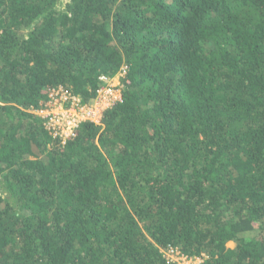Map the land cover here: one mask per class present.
<instances>
[{
  "label": "trees",
  "instance_id": "trees-1",
  "mask_svg": "<svg viewBox=\"0 0 264 264\" xmlns=\"http://www.w3.org/2000/svg\"><path fill=\"white\" fill-rule=\"evenodd\" d=\"M122 99L62 142L37 110ZM264 264V0H0V264Z\"/></svg>",
  "mask_w": 264,
  "mask_h": 264
},
{
  "label": "built area",
  "instance_id": "built-area-1",
  "mask_svg": "<svg viewBox=\"0 0 264 264\" xmlns=\"http://www.w3.org/2000/svg\"><path fill=\"white\" fill-rule=\"evenodd\" d=\"M128 66L122 65L119 70L107 76L98 77V87L92 99L84 101L79 95L72 94L63 86L52 88L48 100L37 110L44 120L45 128L62 142L75 134L76 128L83 122L100 124L107 109L122 99L124 84L122 78ZM165 259L176 264H200L199 256H188L175 247L161 249Z\"/></svg>",
  "mask_w": 264,
  "mask_h": 264
},
{
  "label": "rangeland",
  "instance_id": "rangeland-1",
  "mask_svg": "<svg viewBox=\"0 0 264 264\" xmlns=\"http://www.w3.org/2000/svg\"><path fill=\"white\" fill-rule=\"evenodd\" d=\"M196 261L191 262V264L195 263Z\"/></svg>",
  "mask_w": 264,
  "mask_h": 264
}]
</instances>
